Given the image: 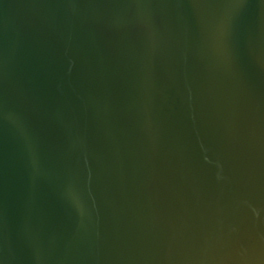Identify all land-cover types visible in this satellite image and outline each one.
Instances as JSON below:
<instances>
[{"label": "water", "instance_id": "95a60500", "mask_svg": "<svg viewBox=\"0 0 264 264\" xmlns=\"http://www.w3.org/2000/svg\"><path fill=\"white\" fill-rule=\"evenodd\" d=\"M0 264H264V0H0Z\"/></svg>", "mask_w": 264, "mask_h": 264}]
</instances>
